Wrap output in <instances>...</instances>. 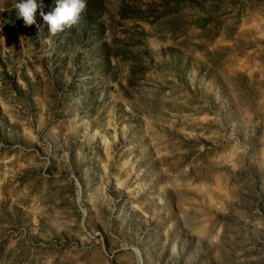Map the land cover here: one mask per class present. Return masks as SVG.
Returning <instances> with one entry per match:
<instances>
[{
    "label": "rangeland",
    "instance_id": "1",
    "mask_svg": "<svg viewBox=\"0 0 264 264\" xmlns=\"http://www.w3.org/2000/svg\"><path fill=\"white\" fill-rule=\"evenodd\" d=\"M88 1L0 0V264H264V0Z\"/></svg>",
    "mask_w": 264,
    "mask_h": 264
},
{
    "label": "clouds",
    "instance_id": "2",
    "mask_svg": "<svg viewBox=\"0 0 264 264\" xmlns=\"http://www.w3.org/2000/svg\"><path fill=\"white\" fill-rule=\"evenodd\" d=\"M86 4L87 0H55L54 10L48 14L41 11L40 15L47 24L49 33L55 35L75 25ZM42 7L43 0H17L15 5L17 18H22L25 25H33L37 9Z\"/></svg>",
    "mask_w": 264,
    "mask_h": 264
},
{
    "label": "trees",
    "instance_id": "3",
    "mask_svg": "<svg viewBox=\"0 0 264 264\" xmlns=\"http://www.w3.org/2000/svg\"><path fill=\"white\" fill-rule=\"evenodd\" d=\"M92 0H89L88 1V4L90 5V2H91ZM163 2H165L166 4H168L169 2H172L173 4H175V6L177 5V7H178V5L182 2V0H163ZM88 5V6H89ZM175 6L172 8V9H175Z\"/></svg>",
    "mask_w": 264,
    "mask_h": 264
}]
</instances>
